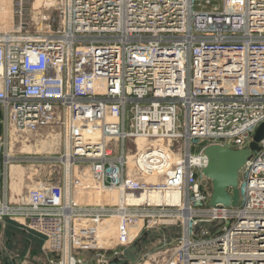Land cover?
Segmentation results:
<instances>
[{"label":"built area","instance_id":"obj_1","mask_svg":"<svg viewBox=\"0 0 264 264\" xmlns=\"http://www.w3.org/2000/svg\"><path fill=\"white\" fill-rule=\"evenodd\" d=\"M198 1L52 0L38 28L0 33L5 142L55 125L63 172L17 200L5 193L0 219L43 237L57 264H86L75 251L95 249V236L80 222L105 218L124 251L144 227L181 228L165 264H264V135L238 206L209 205L201 173L206 145L247 147L264 123V0ZM78 164L122 200L80 202ZM153 191L180 198L143 199ZM218 220L194 236L197 222Z\"/></svg>","mask_w":264,"mask_h":264},{"label":"rangeland","instance_id":"obj_2","mask_svg":"<svg viewBox=\"0 0 264 264\" xmlns=\"http://www.w3.org/2000/svg\"><path fill=\"white\" fill-rule=\"evenodd\" d=\"M35 1L36 0H26L23 8L25 9V26L21 27L19 30L38 28L43 15L48 13L54 15L51 7V0H40L38 3ZM33 2L36 3V6ZM13 31L15 30H10L9 32ZM2 32L4 31L0 30V33ZM54 126L55 125L47 126L42 128L38 133L26 134L23 136H18L16 133L12 132L5 142V137L2 135L3 131L0 117V176L3 175L4 177L5 170L2 171V162L6 161V154L11 156L10 162L17 168L15 174L12 175V183H10V185L12 184V186H10L12 195H19L20 193H22L21 195H25L29 187L34 185L37 187L43 181L51 180L59 174L62 175V165L57 161L58 156L62 152L61 140H59L60 142L58 143L57 139H54L55 137L53 134L57 136L58 133L59 135V129ZM28 146L31 147L28 149ZM8 169L10 170V165ZM74 171L78 181L77 185L80 187L77 188V190L80 191L78 195L92 206L99 205V203L102 202L103 193L100 184L90 180V175L87 172L88 167L85 164H78L76 168L74 167ZM67 173L69 176L68 170ZM108 194V196L104 197L105 202L114 203L117 200L115 192L113 193L110 191ZM17 199L18 197L16 196L12 201ZM80 226L88 232L94 233V245L98 243L95 249H81L75 251L77 257L86 264H99L97 260L100 259L101 256L108 260H112L115 256L114 253L120 255L124 251V246L117 244V240H115V219L98 221L96 223L91 221L88 223L80 222ZM15 227L23 228L21 225L12 222V231L16 229ZM132 229V234H135L138 228L132 227L131 230ZM27 232L34 234L29 230ZM180 237L181 228L173 227V225L144 227L135 240L141 252L140 258L135 264H165L167 257L171 254L173 249L176 248ZM45 248L43 250L44 254H53L52 258H58L56 252L48 250L46 246ZM54 262L57 263V259Z\"/></svg>","mask_w":264,"mask_h":264},{"label":"water","instance_id":"obj_3","mask_svg":"<svg viewBox=\"0 0 264 264\" xmlns=\"http://www.w3.org/2000/svg\"><path fill=\"white\" fill-rule=\"evenodd\" d=\"M263 135L264 123L256 129L253 140L247 147L234 149L220 144H208L203 148V152L207 156V164L202 169V173L211 184L209 205L238 206L240 170L252 152L260 149L257 143ZM221 223L220 220L214 222L199 221L193 226L194 236H197L198 231L204 228L213 231ZM140 255V247L134 243L125 249L123 259L119 260L115 257L109 261V264H135Z\"/></svg>","mask_w":264,"mask_h":264},{"label":"crops","instance_id":"obj_4","mask_svg":"<svg viewBox=\"0 0 264 264\" xmlns=\"http://www.w3.org/2000/svg\"><path fill=\"white\" fill-rule=\"evenodd\" d=\"M10 160L11 156H6V161L2 162V171L5 170V172L4 177L0 176V199L4 197L5 193L11 200L22 194L12 195L10 188L12 184L10 185V183H12V175L15 174L17 168ZM9 165L10 170L8 169ZM35 188V185L31 186L28 191ZM44 243L43 237L29 233L21 227L12 231V221L0 219V264H57L54 262L57 258H52L53 254L43 253L46 246Z\"/></svg>","mask_w":264,"mask_h":264},{"label":"bare ground","instance_id":"obj_5","mask_svg":"<svg viewBox=\"0 0 264 264\" xmlns=\"http://www.w3.org/2000/svg\"><path fill=\"white\" fill-rule=\"evenodd\" d=\"M40 0H36L35 2H39ZM52 1V0H51ZM200 2L201 6L199 8H203L205 10H211V9H214L216 8L218 5H220V0H200L198 1ZM26 3V0H0V30L4 31L2 33H7L9 32L10 30H19L21 27H24L25 25V9L24 8V5ZM34 3V2H33ZM35 6H36V3H34ZM34 6V7H35ZM39 6V5H38ZM49 7V6H47ZM37 8V7H35ZM89 132H92V131H89ZM54 135V139H57V142L59 143L60 141V136L58 135L57 133V136ZM263 137V136H262ZM261 137V138H262ZM260 138V139H261ZM138 142V146H143L144 144H146V141L143 140V139H138L137 140ZM155 141V140H154ZM7 147V146H6ZM31 146H28L27 148L29 149ZM259 147V146H258ZM8 152V151H7ZM204 153V152H203ZM205 155V154H204ZM6 156H10L9 154H6ZM251 157V156H250ZM249 157V158H250ZM248 158V160H249ZM198 160V157L195 156L194 159H193V162H197ZM247 160V161H248ZM205 163L207 164V156L205 155ZM247 163V162H246ZM205 164V166H206ZM246 165V164H245ZM244 165V166H245ZM204 166V167H205ZM203 167V168H204ZM202 168V169H203ZM202 169H201V173H202ZM243 169V168H242ZM242 169L240 170V173H239V179H238V190H239V195H240V183H239V180H240V176H241V172H242ZM67 170L69 171V168H67ZM203 175V173H202ZM204 178H206L204 175H203ZM161 178H158V177H154V176H148L146 177L145 180L147 181H150V182H157L159 181ZM207 179V178H206ZM209 180V179H207ZM100 184V183H99ZM101 187V190H102V193H103V198H102V202L100 203H106L105 200H104V197L105 196H108L109 192H115V195H116V201L114 203H111V204H116L118 202H120L122 200L121 198V195L119 194L120 192L116 191V190H110V189H106L105 187H103L102 185H100ZM106 189V190H105ZM210 192H211V184H210ZM149 197H146L145 195H143V199L145 198H150V200L152 201H159V200H162V201H167V202H173V203H176L178 202L180 196L174 194V195H171V193H166L165 195H159L158 192L156 191H153V192H149L148 194ZM77 198L80 200V202H84V199L80 196H77ZM127 202H140L142 201L141 199L139 198H132V197H127ZM109 219H115V218H105L104 220H109ZM138 227L140 226V223L137 224ZM138 227H134V228H138ZM135 231V230H134ZM132 233H133V229H132ZM121 260V259H119Z\"/></svg>","mask_w":264,"mask_h":264}]
</instances>
